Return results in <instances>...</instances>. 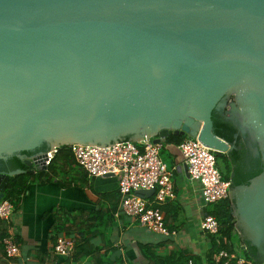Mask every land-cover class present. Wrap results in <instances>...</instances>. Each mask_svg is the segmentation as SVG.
<instances>
[{
  "label": "water",
  "instance_id": "obj_1",
  "mask_svg": "<svg viewBox=\"0 0 264 264\" xmlns=\"http://www.w3.org/2000/svg\"><path fill=\"white\" fill-rule=\"evenodd\" d=\"M229 91L264 151V0H0V155L48 141L29 173L61 145L174 134L226 153L211 110ZM229 197L264 264V171Z\"/></svg>",
  "mask_w": 264,
  "mask_h": 264
},
{
  "label": "crops",
  "instance_id": "obj_2",
  "mask_svg": "<svg viewBox=\"0 0 264 264\" xmlns=\"http://www.w3.org/2000/svg\"><path fill=\"white\" fill-rule=\"evenodd\" d=\"M163 151L168 167L175 168V198L160 209L165 226L175 235L149 232L137 220L124 216L115 176L87 177L77 166H61L51 181L27 187L9 223L19 255L9 261L1 246L0 264H161L157 257L165 256L183 258L172 263L168 258L166 264H214V258L209 257L212 235L200 229L209 205L202 202L199 183L189 178L178 147L166 144ZM57 207L70 221L65 225L70 234H64L72 239L75 234L86 236L89 242L90 254L78 262L53 250L56 238L50 232ZM237 230H233L231 246L242 243ZM145 245L151 246L157 257L149 260Z\"/></svg>",
  "mask_w": 264,
  "mask_h": 264
},
{
  "label": "built area",
  "instance_id": "obj_3",
  "mask_svg": "<svg viewBox=\"0 0 264 264\" xmlns=\"http://www.w3.org/2000/svg\"><path fill=\"white\" fill-rule=\"evenodd\" d=\"M163 143L152 139L148 143H119L109 149L78 146L70 147V150L75 163L87 177H104L110 174L117 178L120 211L124 216L137 220L149 232L171 236L175 235V231L165 226L160 206L175 198L172 181L175 168L168 167L160 156ZM178 149L189 178L199 183L200 196L205 206L229 197L230 181L221 178L213 149L199 146L196 139L189 136L183 138ZM55 151L56 149L44 154L43 165L46 169ZM151 189L154 193L150 197L136 193ZM13 212L14 207L8 200L0 201L1 220L10 223ZM200 229L204 233L215 235L219 231V222L213 215L206 213L200 221ZM2 243L7 260L11 261L19 255V245L11 227ZM53 250L58 255L71 257L74 240L61 234L56 238ZM243 252V243L234 244L229 249H220L215 254L214 264H247V256Z\"/></svg>",
  "mask_w": 264,
  "mask_h": 264
},
{
  "label": "trees",
  "instance_id": "obj_4",
  "mask_svg": "<svg viewBox=\"0 0 264 264\" xmlns=\"http://www.w3.org/2000/svg\"><path fill=\"white\" fill-rule=\"evenodd\" d=\"M227 106L228 104L223 96L211 110V121L213 133L226 140L232 146L225 154L215 152V158L216 161L218 158H221V163L225 171L224 174L221 173V178L230 181V188L233 189L238 185H248L253 177L264 171V151L261 148L263 141L256 137L251 127L242 124L243 118L237 111H233L231 116L227 115ZM184 137H186V135L174 134L166 137L162 149L166 144L178 147ZM129 138L130 136L126 135L121 139L129 140ZM48 149H50V144L48 141H44L40 146L30 150L13 152L12 154L4 155V157L0 155V173L14 172L9 178L4 189L3 198L0 201L8 200L15 210L20 205L21 199L27 192V187L31 183H46L51 181L56 173H58L61 166L70 167L74 165L79 167L73 159L70 147L68 145H61L56 149L51 163L46 170H35L33 173H29V167L23 160L33 157L40 152H45ZM235 210L236 205L233 197H227L208 207L207 214L213 215L219 222L218 233L210 237L212 251L209 257L212 259L214 258L215 263L216 252L220 249L230 248L233 230L236 228L239 230L241 240L248 247L247 264H258L257 261H255L257 257L256 247L248 231L244 225L240 223L239 218L234 217ZM61 211L59 207L53 210L54 221L51 226L50 234H53L55 238L64 233L70 234L69 228L65 226L68 225L70 221H68L65 212L61 213ZM87 219H85L84 222H86ZM9 227V223L0 219V248L2 246L1 249L3 253L4 246L2 239L7 236ZM73 239L74 251L70 257V261L75 263L90 254V247L86 236L75 234ZM144 248V254L149 260L157 257L155 256V252L151 250V246L145 245ZM169 257L170 256H165L163 258L157 257V259L161 264H166V260ZM182 260L183 258L179 257L176 259H168L171 263L173 261Z\"/></svg>",
  "mask_w": 264,
  "mask_h": 264
},
{
  "label": "flooded vegetation",
  "instance_id": "obj_5",
  "mask_svg": "<svg viewBox=\"0 0 264 264\" xmlns=\"http://www.w3.org/2000/svg\"><path fill=\"white\" fill-rule=\"evenodd\" d=\"M224 99L226 102H228V106H229V110L227 112V115L231 116L233 111L237 110V112L239 113L240 103H241V105H243V103L246 99V95H242V96H240V98H238V96H236L235 92L229 91L225 94ZM232 102H234L238 106H236L235 104L233 105ZM238 108H239V111H238ZM239 115L244 119L243 115H241L240 113H239Z\"/></svg>",
  "mask_w": 264,
  "mask_h": 264
},
{
  "label": "rangeland",
  "instance_id": "obj_6",
  "mask_svg": "<svg viewBox=\"0 0 264 264\" xmlns=\"http://www.w3.org/2000/svg\"><path fill=\"white\" fill-rule=\"evenodd\" d=\"M163 154H164V151H163V149H162V150L160 151V156H161L162 160H163L166 164L169 163L168 160L164 159L165 156H163ZM221 161H222L221 158H218L217 161H216V163L218 162V163H217V167H218V169H219L220 174H221V173L224 174L225 171H224V168H223V165H222Z\"/></svg>",
  "mask_w": 264,
  "mask_h": 264
}]
</instances>
